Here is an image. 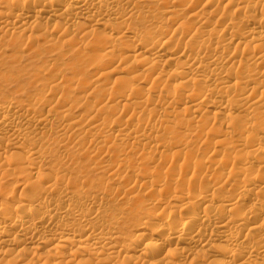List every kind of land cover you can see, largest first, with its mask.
<instances>
[{
  "label": "bare ground",
  "instance_id": "6f19581e",
  "mask_svg": "<svg viewBox=\"0 0 264 264\" xmlns=\"http://www.w3.org/2000/svg\"><path fill=\"white\" fill-rule=\"evenodd\" d=\"M0 264H264V0H0Z\"/></svg>",
  "mask_w": 264,
  "mask_h": 264
},
{
  "label": "rangeland",
  "instance_id": "374dc122",
  "mask_svg": "<svg viewBox=\"0 0 264 264\" xmlns=\"http://www.w3.org/2000/svg\"><path fill=\"white\" fill-rule=\"evenodd\" d=\"M52 50V48H49V47H43L41 48V54H42V59L44 62H49L51 59H50V51Z\"/></svg>",
  "mask_w": 264,
  "mask_h": 264
}]
</instances>
